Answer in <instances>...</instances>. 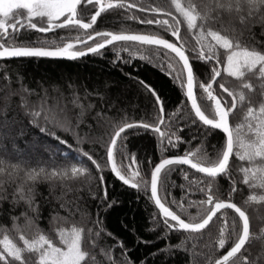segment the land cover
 Instances as JSON below:
<instances>
[{
	"label": "snow or ice",
	"instance_id": "1",
	"mask_svg": "<svg viewBox=\"0 0 264 264\" xmlns=\"http://www.w3.org/2000/svg\"><path fill=\"white\" fill-rule=\"evenodd\" d=\"M172 3L182 19L163 4L146 6L137 0H110L108 3L104 0H0V58L78 60L89 54L104 56L106 46H111L116 55L109 63L120 67L122 72V65L131 64L139 56L179 84L186 97V101L182 100L177 106L181 116L173 118L166 112L164 98L150 81L124 72L129 82L134 83L146 99H151L154 108L153 120L129 122L120 116L122 109L112 98L114 88L120 86L119 81L115 84L108 80L94 84L73 81L67 87L45 86L41 81H37L35 88L23 83L15 88L6 86L0 94V215L10 218L11 226L0 224V232L4 233L0 238V264H104V259L109 264H137L128 255L119 262L112 259L107 245L100 248L104 259H97V238L103 233L113 236L105 227L100 209L107 211L118 203L115 197L108 199L104 172L109 166L122 185L146 195L150 189L149 201L158 209L150 213V220L154 228L162 220L164 229L157 239H165L173 231L189 236L203 235L217 222L214 217L219 214L224 219L212 251L217 248H226V251L218 257L208 256V264H264V241L259 244L253 241L250 216L230 198H221L217 182L221 176L231 181L229 197L237 190V181L230 171V157L235 155L239 161L247 162L239 168L243 182L250 188L264 190V0H188L186 4L172 0ZM137 8L140 13L152 15H138L133 11ZM21 9L26 14L13 11ZM119 9L131 13L127 19L139 21L145 28L97 31L93 27L98 26L102 12ZM157 13L168 18L161 19ZM9 19L13 23H9ZM185 25L196 34L198 52L191 46L188 34L182 31ZM33 29L38 34L53 37L57 36V29L76 30L80 35L51 41L38 36L33 42L29 38V30ZM222 74L235 78L238 83H231ZM248 74L256 80H250ZM218 77L221 79L217 80ZM201 78L206 82H200ZM214 82L222 92L213 87ZM194 85L202 90L199 95ZM223 93L231 97L230 105ZM245 104L243 123L233 127L230 116L236 117L238 112L234 109ZM108 108L113 110L112 116L107 114ZM85 124L93 146L99 144L101 149H106V165L100 163L102 154L94 158L90 151L79 147L75 162L61 165L58 163L61 150L40 142L52 137L72 148L67 139L57 134V129L72 132L79 143L82 138L77 130ZM165 125L169 129L167 133L161 131ZM186 130L202 144L218 135L217 130L223 133V139L218 141L219 147L212 146L211 153L190 148L183 154L164 156L161 153L158 162L150 157L146 167H140L142 161L135 154L127 169L119 159L120 156L128 158L124 145L131 133H159L161 141H168L166 145L162 143V147L176 148L184 141ZM96 132L100 135H95ZM29 134L32 139H25ZM18 140H24V149H20ZM184 142L191 145L192 141ZM37 146L47 154V161L39 154ZM62 155L67 160L69 153ZM83 157L95 166V173ZM12 159L16 162L9 163ZM183 165L202 175L193 174L187 185L181 184L182 192L185 187L190 190L195 187L205 197L190 200L187 207L175 197L168 200L169 185L175 187L171 176L177 166ZM180 171L188 180L189 173L182 167ZM149 173L150 181L146 178ZM41 182L48 183L47 193L39 190ZM249 199L264 201V195H253ZM90 200L97 209L94 219L82 211ZM193 205L197 209L195 214L188 212ZM42 209L51 214L49 224L55 229L58 244L40 227ZM227 209L238 214L240 223L233 218L229 224ZM61 212L65 216H61ZM77 212L86 216L84 223L68 228L57 226L56 222ZM184 215L187 219L182 218ZM10 232L18 236L22 244H18ZM117 239L127 253L126 242ZM226 241L231 242L230 247H226ZM137 242L152 243L139 235ZM163 251L157 249L149 256L155 260ZM147 260L145 257L140 264H147ZM161 264H167V257Z\"/></svg>",
	"mask_w": 264,
	"mask_h": 264
},
{
	"label": "trees",
	"instance_id": "2",
	"mask_svg": "<svg viewBox=\"0 0 264 264\" xmlns=\"http://www.w3.org/2000/svg\"><path fill=\"white\" fill-rule=\"evenodd\" d=\"M105 3L110 2V0H104ZM138 3L144 4L146 6H156L157 4H163L165 7L170 8L173 15H176L180 19L179 13L175 9V5L172 3V0H137ZM181 4H186L188 0H179ZM14 12L20 11L21 13L26 14L25 10H13ZM92 11H95V8H92ZM138 15L150 16L151 13H140L139 9H134ZM127 13L125 9H119L116 11L105 10L101 13L102 19L98 18L99 24L94 25L97 31H119L122 29H144L145 26L141 25L139 21H133L127 19ZM161 19H167L168 17L161 16L159 13L156 14ZM13 23L11 19L8 21ZM155 26H153L154 28ZM11 31V29H9ZM82 31V30H81ZM182 31L188 34V39L192 47L196 48V51H199L197 45L196 34L191 30H188L186 25ZM57 36L53 37L46 33L38 34L36 30H29V38L35 42L37 37L47 38L48 40L59 39L60 37H71L75 38L80 35V32L76 30H56ZM20 37H18L19 39ZM175 39V38H173ZM91 43V42H90ZM223 51V50H220ZM116 53L112 50L111 46L107 48L104 56H92L89 55L86 58H81L78 60L71 61H52L47 59H36V58H22L16 60H6L0 61V94L6 86L18 87L20 83H23L26 87L35 88L37 81H41L45 86H50L52 84L62 85L67 87L69 83L73 81L76 82H87L89 84L94 83H103L105 80H108L115 84L116 81L120 82L118 88H114L112 93L113 101L117 102V106L122 109L120 116L125 117L129 122L148 120L151 121L154 119V108L151 99H146L145 95L138 91L134 83L129 82L128 78L124 76V72H129L133 76L139 75L141 78L147 79L150 81L159 91L161 96L164 98L166 104V112L168 115L173 118H179L181 116L180 111L177 106L180 105L181 101H186V97L183 96V91L179 84L173 83L171 78L166 77L158 68L153 67L152 64L147 63L140 59L139 56H136L133 59V62L128 65H122L123 72L120 70V67L117 65L109 63L110 60L114 59ZM122 56L127 57V53H121ZM120 62L118 61L117 64ZM210 71V69H209ZM226 78L231 83H238L235 78L228 77ZM249 75L250 80H256V77ZM23 77L21 80L20 77ZM210 78V77H209ZM221 78L218 77L217 80ZM200 82H206L203 78L200 79ZM213 87L222 92V89L219 88V84L214 82ZM195 91L199 95L202 90L199 89L198 85H195ZM225 100L231 101V97L227 93H223ZM81 97L83 95L81 93ZM206 99V97H205ZM87 103V100H85ZM247 105H243L234 111L238 112L236 117L230 116V124L234 127L238 123H243L244 121V112L246 111ZM158 109V106H157ZM107 114L112 116L113 110L111 108L106 109ZM10 114V113H6ZM167 119V117L165 118ZM159 123L160 121H155ZM38 131V129L36 130ZM127 131V130H126ZM161 131L167 133L169 129L165 126H162ZM78 135L82 138L78 143L75 139V135L72 132H64L62 129H57V134L61 135L62 138L67 139L69 144H72V148H68L67 145H61L59 141L55 140L52 137H47L46 140L41 139V143H49L61 150V155L58 157V163L71 164L75 162L77 156L76 148L79 147L83 150L90 151L94 158L102 154L100 163L103 165L107 164V155L106 149H101L99 144L95 147L90 142L88 138L89 129L87 125H82L78 130ZM218 135L211 136L207 139L206 144H202L200 139H193L190 135V130L184 132V141L191 140V145L182 141L176 148L172 147H162L163 144H168V141L165 139L163 141L159 138V133L153 134L151 131L146 135L143 132L140 133H131L128 135V138L125 141V147L128 150V158L124 159L123 156H120L119 159L124 161L125 167L127 166L132 159V156L135 154L137 158L142 161L140 167H146L149 163V158L151 157L154 162H158L161 158V153L164 156L183 154L185 149H191L194 151H207L212 152L213 145L219 147L218 141L223 139V134L218 132ZM95 135L99 136L100 133L96 132ZM40 137H43V134H40ZM27 140L32 139V135L29 134L26 136ZM20 149L25 148L24 140L17 141ZM39 149V146H37ZM69 153L67 160H64L63 153ZM38 153H33L37 155ZM39 154L43 156V159L47 161V154L43 153L42 149H39ZM83 160L86 161L87 165L95 173V166L91 165V161H87L86 157H83ZM16 160L12 159L9 163H15ZM230 163L232 167L230 169L233 178L236 179V188L235 192H232L231 197H229V192L231 191V181L227 178L221 176L217 178L219 184V191L222 199H231L232 202L237 203L238 206H242L246 213L250 216V225L253 228L252 239L257 244L264 241V201L261 200H250L249 197L255 195L260 196L264 195V190H261L258 187L250 188L247 184L243 182V174L239 172L241 166H246L247 162L239 161L238 157L233 155L231 157ZM154 166V164H153ZM136 167V165H132ZM183 168L189 173L188 180L184 178L181 174L180 168ZM197 177L201 174L196 173L184 166H177L175 172L172 174L171 179L175 182V187L169 185L168 200L171 201L173 197L177 201L185 204L187 207L190 200H200L205 198L195 187L189 189L184 188L183 192L181 190V184H188V181L191 180L192 175ZM98 176L99 174L96 173ZM105 179L108 182V199L116 198L118 203L113 207L109 208L107 211H104L103 208L100 209V215L105 218V227L108 232L113 233L112 237L107 236V233L101 234L97 238V243L99 247L97 251V259H104L103 254L100 252V248L107 245L108 248H111V257L114 260L122 261L125 255L130 256L131 259H134L137 264H140L145 257H148L147 264H161V261L167 257V264H208V256H217L222 255L225 249L217 248L215 252L212 251L213 245L216 244L219 232L220 223L223 221V217L217 215L216 223L212 227L203 233V235L193 234L189 236L187 233H182L179 231H173L167 235L165 239H157L163 229V222L161 220L160 225L153 227L152 221L150 220V213L153 211L158 212L155 209V206L152 202L149 201L150 192L148 191L147 195L143 191H137L136 189L122 185L111 173L109 167L105 168ZM150 181V173L146 177ZM38 188L41 191L47 193L48 183L41 182L38 184ZM102 194V192H101ZM186 194V195H185ZM184 196V199L181 200V197ZM248 201L245 204V201ZM47 207V206H45ZM175 209V205H172ZM83 212L89 214L94 219L96 216V206L95 203L90 200L89 204L82 209ZM197 211L196 207L193 205L188 208V212L195 214ZM229 217V224L234 218L237 223L239 218L237 215L230 211L226 210ZM61 216H65V213L61 212ZM182 218L187 219V215H184ZM51 219V214L49 211L44 209L41 210V220L39 221L40 227L45 231H48L50 235L54 238L55 242L58 244V238H56L55 229L52 225L49 224ZM86 216H82L80 212L75 213L72 216H66L65 220L58 221V227H71L74 224L79 226L84 223ZM0 224H4L5 227L10 228L11 221L10 218L0 215ZM86 227H91V225H85ZM132 229L135 232L131 231ZM17 241L18 244H22L19 241L18 236H15L14 233H9ZM4 235L3 232H0V238ZM137 235L142 237L145 240L152 241L151 244H144L137 242ZM120 238L126 242V246L129 249L127 253L124 251V246L118 242ZM172 246H175L174 248ZM231 242L226 241V247H230ZM157 249H164L161 255L155 257V260L149 253L156 251ZM27 255V253H25ZM104 264H109L107 259H104Z\"/></svg>",
	"mask_w": 264,
	"mask_h": 264
},
{
	"label": "water",
	"instance_id": "3",
	"mask_svg": "<svg viewBox=\"0 0 264 264\" xmlns=\"http://www.w3.org/2000/svg\"><path fill=\"white\" fill-rule=\"evenodd\" d=\"M90 43V42H89ZM109 46H106V48H108ZM89 55H91V54H89ZM16 59H18V58H0V61H6V60H16ZM19 59H22V58H19ZM39 59H47V60H52V61H71L70 59H63V58H39ZM218 79V78H217ZM194 91H195V85H194ZM160 123V122H159ZM218 132H219V130H217ZM221 134H223L222 132H220ZM232 157V156H231ZM231 157H230V161H231ZM184 167H187V168H189L190 170H192V171H194V172H196V170H194V169H191L190 168V166H188V165H183ZM109 169H110V166H109ZM111 171V170H110ZM197 173V172H196ZM202 175V174H201ZM114 176V175H113ZM118 180V179H117ZM119 181V180H118ZM120 182V181H119ZM122 183V182H121ZM125 186H127V185H125ZM127 187H129V186H127ZM131 188V187H130ZM149 192H150V189H149ZM154 204V203H153ZM155 206V205H154ZM158 210V209H157ZM227 210H230V211H232V212H234L235 213V211L233 210V209H227ZM236 215H237V217L239 218V216H238V214L237 213H235ZM215 218V217H214ZM242 226V225H241Z\"/></svg>",
	"mask_w": 264,
	"mask_h": 264
}]
</instances>
